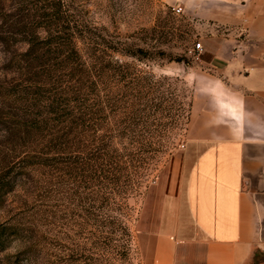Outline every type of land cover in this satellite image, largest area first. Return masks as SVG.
Here are the masks:
<instances>
[{
    "label": "trees",
    "instance_id": "1",
    "mask_svg": "<svg viewBox=\"0 0 264 264\" xmlns=\"http://www.w3.org/2000/svg\"><path fill=\"white\" fill-rule=\"evenodd\" d=\"M77 10L75 0H0V264H65L68 221L85 214L103 234L108 196L125 188L133 158L116 147L126 134L113 117L125 131L139 79L116 54L136 50L100 40Z\"/></svg>",
    "mask_w": 264,
    "mask_h": 264
},
{
    "label": "rangeland",
    "instance_id": "2",
    "mask_svg": "<svg viewBox=\"0 0 264 264\" xmlns=\"http://www.w3.org/2000/svg\"><path fill=\"white\" fill-rule=\"evenodd\" d=\"M75 1L78 15L100 40L134 46L135 56L116 54V59L131 64L139 80L130 85L125 131V124L120 126L123 116L113 117L114 133L126 134L125 139L117 138L116 147L133 158L122 180L125 188L110 193L101 211L107 219L104 235L99 222L94 224L81 211L77 223L68 221L63 230L65 264H155L163 244L147 231L150 222L155 228L158 220L156 197L149 194H158L162 203L174 154L189 143L193 119L211 107L220 91L212 77L219 75L207 64L211 54L226 34L241 33L254 12L264 15V0ZM236 40L235 47L252 44L243 34ZM199 42L203 51L197 58L191 51ZM4 59L0 50V68ZM4 218L2 211L0 221ZM99 234L109 235L110 242H101ZM16 250L12 243L7 253L13 256Z\"/></svg>",
    "mask_w": 264,
    "mask_h": 264
},
{
    "label": "crops",
    "instance_id": "3",
    "mask_svg": "<svg viewBox=\"0 0 264 264\" xmlns=\"http://www.w3.org/2000/svg\"><path fill=\"white\" fill-rule=\"evenodd\" d=\"M242 28L207 62L220 91L174 154L162 203L149 194L158 220L147 231L163 244L155 264H249L264 253V15ZM242 34L252 44L235 47Z\"/></svg>",
    "mask_w": 264,
    "mask_h": 264
},
{
    "label": "built area",
    "instance_id": "4",
    "mask_svg": "<svg viewBox=\"0 0 264 264\" xmlns=\"http://www.w3.org/2000/svg\"><path fill=\"white\" fill-rule=\"evenodd\" d=\"M203 51V47H202V43L199 42L195 45L193 51H191V53L193 52L194 56H197V58L199 57V55L202 53Z\"/></svg>",
    "mask_w": 264,
    "mask_h": 264
}]
</instances>
